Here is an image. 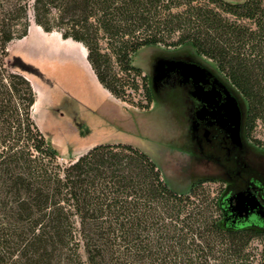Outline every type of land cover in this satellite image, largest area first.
Wrapping results in <instances>:
<instances>
[{"label": "trees", "instance_id": "1", "mask_svg": "<svg viewBox=\"0 0 264 264\" xmlns=\"http://www.w3.org/2000/svg\"><path fill=\"white\" fill-rule=\"evenodd\" d=\"M45 31L84 44L100 82L130 103L150 44L189 46L212 61L244 111L264 126V0H0V264H234L254 237L225 223L204 181L173 188L151 156L130 143H100L68 165L32 115L29 78L10 70L8 45ZM21 59L15 65L22 67ZM20 64V65H19ZM122 72V73H121ZM146 78V75H144ZM153 101V88L146 86Z\"/></svg>", "mask_w": 264, "mask_h": 264}, {"label": "rangeland", "instance_id": "2", "mask_svg": "<svg viewBox=\"0 0 264 264\" xmlns=\"http://www.w3.org/2000/svg\"><path fill=\"white\" fill-rule=\"evenodd\" d=\"M29 14L28 34L8 45V66L31 81L37 92L32 115L59 151L62 165L100 143H130L147 152L177 190L187 191L199 177L215 175L213 169L188 159L187 115L176 93L179 87L162 84L154 91L152 102L145 94L147 83L152 85V64L160 55L189 56L218 73L212 61L198 56L189 46L150 44L140 48L132 61L142 70V76H137L140 88L128 92L135 101L149 106L136 105L117 97L100 82L82 42L63 38L57 30L45 31L31 9ZM16 59H21L22 67L15 65ZM252 138L264 142L262 124L255 127ZM203 187L210 197H218L217 181H204ZM243 254L234 264H264L262 236L254 237ZM209 261L214 264L221 258L211 255Z\"/></svg>", "mask_w": 264, "mask_h": 264}, {"label": "flooded vegetation", "instance_id": "3", "mask_svg": "<svg viewBox=\"0 0 264 264\" xmlns=\"http://www.w3.org/2000/svg\"><path fill=\"white\" fill-rule=\"evenodd\" d=\"M175 75L178 78L175 86L180 89L175 92L187 115L188 159H194L215 172L214 176L199 177L196 181H217L220 186L218 202L225 223L250 226L259 231L264 240V148L247 136L243 124L242 143L238 145L228 129L230 124H222L217 113L198 117L197 111L202 106H207L210 112L214 107L217 109V104L225 98L222 90L210 100L205 94H195L196 84L192 79L184 82L178 72ZM215 87L218 85L212 78L203 83L204 91ZM241 193L252 201L247 204L248 210L243 211V215L236 208Z\"/></svg>", "mask_w": 264, "mask_h": 264}, {"label": "water", "instance_id": "4", "mask_svg": "<svg viewBox=\"0 0 264 264\" xmlns=\"http://www.w3.org/2000/svg\"><path fill=\"white\" fill-rule=\"evenodd\" d=\"M182 81L186 82L192 79L196 84L195 94H205L210 100L220 95L222 90L225 94L224 101L217 104L213 111L210 112L207 106H202L198 111V117H203L206 113H217L220 117L222 124H230L229 131L235 143L240 145L242 143L241 129L243 124L244 111L240 100L232 87L226 83L217 73H215L208 66L195 61L192 57H178V56H158L152 64L151 83L154 91L164 83L175 85L178 81L175 73ZM212 78L218 87L212 90L204 91L203 83ZM159 86V87H158ZM246 194L241 193L237 200L236 208L243 215V211H247V204L251 203ZM235 212V211H234Z\"/></svg>", "mask_w": 264, "mask_h": 264}]
</instances>
